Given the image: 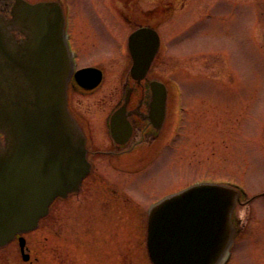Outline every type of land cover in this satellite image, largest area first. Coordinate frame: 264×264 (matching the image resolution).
Listing matches in <instances>:
<instances>
[{
	"label": "rangeland",
	"instance_id": "obj_1",
	"mask_svg": "<svg viewBox=\"0 0 264 264\" xmlns=\"http://www.w3.org/2000/svg\"><path fill=\"white\" fill-rule=\"evenodd\" d=\"M60 1L69 11L80 65L105 73L100 90L84 99L86 105L117 86L125 61L121 41L140 24L155 27L161 36L152 72L183 105L185 119H179L176 129H182L173 149L148 160L157 149L151 148L140 164L131 166L114 162L126 174L114 171L109 158L96 156L97 168L83 193L57 201L41 229L28 237L48 232L52 263L58 261V243L64 238L65 264H75L76 234L84 233L80 264H152L147 247L151 206L195 182H223L247 194L234 212L237 233L227 264H264V195L253 198L264 193V0ZM175 88L181 89L176 95ZM94 112L91 135L100 146L94 126L100 127L106 112ZM168 135L166 142L172 144L174 132ZM141 164L144 168L128 188L127 179L134 177L128 172ZM105 184L129 191L140 209L130 201L121 204L113 198L107 205L88 199Z\"/></svg>",
	"mask_w": 264,
	"mask_h": 264
},
{
	"label": "water",
	"instance_id": "obj_2",
	"mask_svg": "<svg viewBox=\"0 0 264 264\" xmlns=\"http://www.w3.org/2000/svg\"><path fill=\"white\" fill-rule=\"evenodd\" d=\"M158 49L154 31L136 32L133 73L146 72ZM73 74L62 3L0 0V247L37 229L54 201L78 192L91 173L86 136L68 109ZM90 75L94 87L98 69L75 77ZM241 197L229 184L202 183L157 203L147 229L152 263L223 264Z\"/></svg>",
	"mask_w": 264,
	"mask_h": 264
},
{
	"label": "flooded vegetation",
	"instance_id": "obj_3",
	"mask_svg": "<svg viewBox=\"0 0 264 264\" xmlns=\"http://www.w3.org/2000/svg\"><path fill=\"white\" fill-rule=\"evenodd\" d=\"M139 28H141L140 24L127 35L125 40L121 41V51L124 54L125 61L123 62L124 66H122L123 72L119 73L120 77L117 80V86L104 93L103 97L96 100L93 99L86 105L84 99L91 98V96L100 90L104 82L105 73L101 68L91 64L80 65L79 59L81 54L77 39L73 35L72 27H67L68 43L74 60V74L68 86V109L71 116L86 136L89 152L88 159L92 165V170L84 179L78 192L72 193L66 198H58L56 202L66 201L74 196H80L83 193L85 181L89 179L97 168L96 161L94 160L96 156L109 158V164L114 171L126 174L127 171L124 170L125 168L122 169L118 167L114 162L120 165L122 164V166H131L135 164V162L140 164L143 158L142 156L147 152L150 153L151 148L152 151L155 150V147L157 149L148 160L154 159L156 156L174 148L176 135L178 131L182 129V126H180L177 131V124L180 123L181 119H185L183 115V105L175 103V97L171 94L170 88H168L166 83L153 75L152 70L158 54L155 56L146 72L138 68L136 74L133 73L134 59L130 50V38ZM152 28L156 29L155 27ZM151 40V38L148 39L149 44ZM145 59V57L142 58L141 62L143 63ZM88 67H96L102 72V80L96 87H91L95 81H93V75L85 77L81 81H78L75 77L78 70ZM174 90L176 92V89ZM96 109H99L101 113L106 112L104 119H102V121L100 119V127H98L96 122L94 126L97 133L96 141L101 147L97 144L95 145L92 139L93 135H91L93 129L91 128L93 126L91 120L93 119V121H95L94 111ZM169 124V129H167V125ZM172 132H174L173 141H171L172 144L167 143L166 137L168 133L170 135ZM101 135L104 139H100ZM102 140L104 141L103 144H108V146L100 144ZM143 168L144 166L141 164L139 170L128 172L130 176H134L133 178L130 177V179H127V182L129 180L127 184L128 188ZM115 186V184H105L102 186L104 188L101 186L96 187L88 199L93 201V203H101V201H103V203L107 205L111 203L113 198L115 199L113 201H118V203L121 204L129 201L132 202L129 191L128 193L127 191H123L122 193V191L115 188ZM54 205L51 207L50 214L40 221L38 230L41 229L43 221L48 219L52 214ZM131 205L139 208V206L133 202ZM36 231L21 236L18 235L6 247H0V262L5 264H38L39 262L40 264H65L62 242L64 238L58 243V249L61 252V254L57 255L58 261L52 263L49 261V251L52 246H49L48 232L44 230L39 237H28L29 234ZM82 235H84V233H79V235L76 234V240L79 241L75 244L73 251V261L78 259V261L74 262L75 264L76 262H81L80 239ZM7 249H10V253H5ZM38 251L41 253L40 257L38 256ZM111 255L112 251H109L107 257L109 263L112 262Z\"/></svg>",
	"mask_w": 264,
	"mask_h": 264
}]
</instances>
